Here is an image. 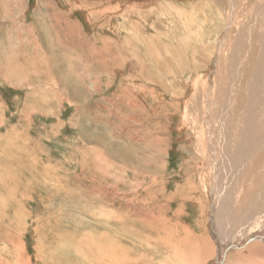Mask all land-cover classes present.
Here are the masks:
<instances>
[{
	"label": "rangeland",
	"instance_id": "obj_1",
	"mask_svg": "<svg viewBox=\"0 0 264 264\" xmlns=\"http://www.w3.org/2000/svg\"><path fill=\"white\" fill-rule=\"evenodd\" d=\"M263 1L0 0V264H218L258 233L229 209L262 178L226 185L202 109L234 50H261L258 22L239 31ZM240 244L222 264H263Z\"/></svg>",
	"mask_w": 264,
	"mask_h": 264
},
{
	"label": "bare ground",
	"instance_id": "obj_2",
	"mask_svg": "<svg viewBox=\"0 0 264 264\" xmlns=\"http://www.w3.org/2000/svg\"><path fill=\"white\" fill-rule=\"evenodd\" d=\"M218 1V4L227 1L229 2V4H233V6L237 5V7H240L243 5L249 6L250 3H257L261 2L262 0ZM262 5L263 6L261 8L255 11V14L257 15L251 18H247L246 24L244 23L242 29L239 31V33L242 34L241 36H244L245 39H248L251 31L255 28V25H257L258 22V30L260 32L259 35L261 38V50H259V48L256 50H243L242 47L245 46L244 44L246 42L244 44H241L240 38L241 45L239 46V48H242V50H234L235 53L232 55L231 61H229V63H232V65L228 64L227 61L225 64L227 69L226 72H229L231 69L230 67L233 66V76L229 83L227 91L225 93H222L223 98L221 97V94H219L220 101L219 96L217 95L216 97H214V99L216 98V100H212V102H205L204 109L202 110L204 112V141L206 142L205 146L207 147V155L208 157H210L208 158V160L211 161V163L215 166V169L218 166L220 169V166H222V164L227 167V169L225 170L226 173L223 174L225 176L226 185L228 184V187L234 186L237 183L236 178L237 176H239L244 180H249L250 182H253L251 185L248 186L250 190H253L256 179L260 177L262 178V183L259 184V187L257 186L258 189L255 190L254 193H241V198L246 197L244 199V203H241V205H243L242 210L244 211H242V214L239 213V210H241L239 208H233V210L229 209L233 213L230 218V223L233 226L236 224L234 231L239 228V230L237 229V234H239L242 229L246 228V223H249L250 228H255L259 230V232L252 235L246 234L244 235V238H241V235L236 236L237 238H235V235H233L232 237L230 236V238L228 236L224 243H226V246L228 248H233V246L236 247L240 243H242L240 244V246L242 247L246 246L249 241H255L254 243H250V245L248 244L249 246L245 248V252L248 254H254L264 260V246L256 243L257 240L264 241V1L262 2ZM245 9L246 8H244V10ZM262 50L263 52L261 53ZM155 61H158V59ZM220 64L216 61L212 74L214 77L217 76V79H219L218 83L221 82V72L219 68ZM241 74L243 75V77L245 76V82L243 87L244 90H239V86L241 85L240 80L242 78ZM72 90L74 96L77 97V88L73 87ZM210 97L212 98L211 92ZM245 100L247 101V104H245ZM132 104L133 105L129 104V106L136 107V103ZM125 142L126 146L117 147L116 150L112 149V152L113 154L115 153L120 156L123 168L128 167L133 172H135V174L138 175L139 171L138 169H136L137 166L133 165L132 163L135 160H139L137 159V152L131 149L132 145L130 140H126ZM128 148H130V150ZM117 149H121L123 152L117 153ZM209 175L210 173L206 174V177H208ZM149 181L154 183L155 178ZM245 182L246 181H244L243 183L245 184ZM224 191L225 185H222V193ZM259 191L263 193V196H261V198L263 199L262 201H259V198H256L254 200V196H256V193H258ZM214 200L217 205L221 203L217 199V196ZM231 205V202H229L228 206L232 207ZM261 205L263 206L262 209ZM218 211L219 209L217 210V213ZM243 225L244 228H242ZM216 232L219 233V231ZM224 233L229 234V232L227 231H225ZM219 234L223 235L222 231ZM227 247L226 249H222V253H220L218 259V264H222V258L224 255L223 253L228 249ZM197 251L198 250H196V252ZM239 252H236L235 255L238 254L239 257H242L243 254H245L244 251H242V253Z\"/></svg>",
	"mask_w": 264,
	"mask_h": 264
}]
</instances>
